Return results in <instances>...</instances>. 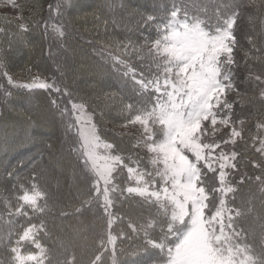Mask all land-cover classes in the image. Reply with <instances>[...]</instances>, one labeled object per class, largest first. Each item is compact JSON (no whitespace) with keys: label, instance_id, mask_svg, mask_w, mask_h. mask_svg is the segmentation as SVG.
Masks as SVG:
<instances>
[{"label":"trees","instance_id":"obj_1","mask_svg":"<svg viewBox=\"0 0 264 264\" xmlns=\"http://www.w3.org/2000/svg\"><path fill=\"white\" fill-rule=\"evenodd\" d=\"M16 1L20 19L0 17V264H10L15 217L18 232L26 224L37 227L35 237L43 247L45 264L157 261V249L149 242L159 238L160 210L123 193L115 201L107 199L101 208L94 205L91 177L75 152L64 104L76 100L86 104L96 115L100 133L119 151H132L129 138L124 136L127 144L103 127L114 120L97 105V97L109 93L133 106L137 86L124 77L120 66L129 64L128 75L136 72L137 47L155 39L173 10L179 18L199 19L210 31L233 16L232 54L239 60L241 55L243 62L235 57L236 64H228L226 70L252 66L264 58L258 33L264 0H69L61 9L55 8L57 0ZM249 57L254 60L247 61ZM4 72L16 78L39 74L49 84L26 88L8 83ZM246 72L245 68L242 77ZM247 152L235 151L244 162L230 170L232 183L251 185L252 193L245 190L249 187L241 189L242 198L264 216V188L258 190L256 183L264 169L254 168L251 160L258 155L253 149ZM31 188L40 192L39 201L35 207H22L19 196ZM146 219L156 223L148 227ZM114 225L123 228V235L111 243Z\"/></svg>","mask_w":264,"mask_h":264},{"label":"rangeland","instance_id":"obj_2","mask_svg":"<svg viewBox=\"0 0 264 264\" xmlns=\"http://www.w3.org/2000/svg\"><path fill=\"white\" fill-rule=\"evenodd\" d=\"M68 2L57 0L55 8ZM175 13L155 39L137 47L134 74L128 75L129 64L120 66L137 86L133 106L114 94L97 97L99 111L114 120L103 127L127 144L129 138L132 151H119L100 133L86 104H64L75 152L91 177L92 201L101 208L123 193L158 207L159 238L149 244L159 258L148 264H264V216L242 198L241 189L249 185L232 183L230 174L237 162H244L235 151L253 149L258 159L253 154L252 166L264 169V122H258L264 113V58L252 66H234L230 73L228 64L239 60L232 54L234 17L210 31L199 19ZM0 17L20 19L17 1L0 0ZM259 20L264 51V12ZM56 29L60 34L61 28ZM4 78L26 88L49 84L35 73L16 78L4 72ZM248 89L254 93L240 91ZM254 181L258 190L264 188V176ZM245 190L252 193L251 185ZM40 196L37 189H26L20 205L35 207ZM13 220L10 264H45L37 227L26 224L18 232ZM112 221H119L118 214ZM155 223L146 219L148 227ZM109 235L115 243L123 228L114 225Z\"/></svg>","mask_w":264,"mask_h":264}]
</instances>
